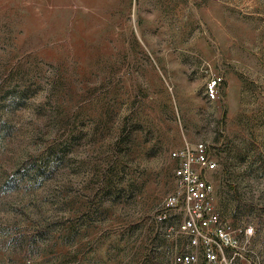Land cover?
Here are the masks:
<instances>
[{"label": "rangeland", "instance_id": "374dc122", "mask_svg": "<svg viewBox=\"0 0 264 264\" xmlns=\"http://www.w3.org/2000/svg\"><path fill=\"white\" fill-rule=\"evenodd\" d=\"M198 144L223 255L264 264V0H0V264H175Z\"/></svg>", "mask_w": 264, "mask_h": 264}, {"label": "built area", "instance_id": "2783aa9c", "mask_svg": "<svg viewBox=\"0 0 264 264\" xmlns=\"http://www.w3.org/2000/svg\"><path fill=\"white\" fill-rule=\"evenodd\" d=\"M221 78L215 77L207 84L206 98L215 100ZM177 162L174 178L188 206L189 217L180 226L189 239V251L174 257L175 264H195L199 256L205 264H229L223 255L226 248L234 249L236 240L229 237L225 229L214 218L203 217L209 213L211 188L206 173L215 170L216 163L210 158L207 148L198 144L193 150H180L172 153ZM176 199H170L175 202ZM189 205H192L189 206Z\"/></svg>", "mask_w": 264, "mask_h": 264}]
</instances>
